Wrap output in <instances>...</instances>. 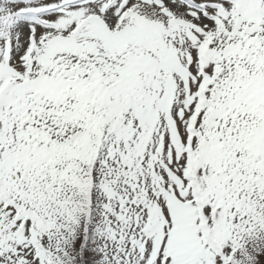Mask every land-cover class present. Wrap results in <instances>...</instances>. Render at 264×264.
Masks as SVG:
<instances>
[{
  "label": "snow or ice",
  "instance_id": "1",
  "mask_svg": "<svg viewBox=\"0 0 264 264\" xmlns=\"http://www.w3.org/2000/svg\"><path fill=\"white\" fill-rule=\"evenodd\" d=\"M0 264H264V0H0Z\"/></svg>",
  "mask_w": 264,
  "mask_h": 264
}]
</instances>
